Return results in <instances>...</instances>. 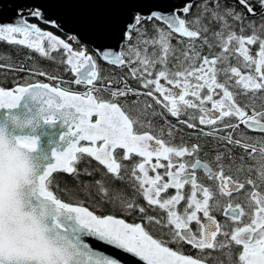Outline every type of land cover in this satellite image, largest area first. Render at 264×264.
<instances>
[{"label": "snow or ice", "instance_id": "snow-or-ice-1", "mask_svg": "<svg viewBox=\"0 0 264 264\" xmlns=\"http://www.w3.org/2000/svg\"><path fill=\"white\" fill-rule=\"evenodd\" d=\"M100 2L124 10L88 21L91 50L79 34L65 40L30 23L62 29L42 5L0 23V43L59 53L70 83L86 89L0 62L6 74L51 81L0 85V264H127L90 240L139 264H264V0ZM97 57L139 88L104 75ZM130 95L189 129L208 127L199 132L223 150L202 159L199 143L177 144L174 126L153 125L151 103L120 102ZM189 110L198 124L180 120ZM62 174L76 185L61 188ZM134 214L140 222L126 219Z\"/></svg>", "mask_w": 264, "mask_h": 264}, {"label": "water", "instance_id": "water-1", "mask_svg": "<svg viewBox=\"0 0 264 264\" xmlns=\"http://www.w3.org/2000/svg\"><path fill=\"white\" fill-rule=\"evenodd\" d=\"M171 2L178 3L179 0H171ZM34 3L42 5L46 18L49 16L59 18L62 24L61 31L72 35L79 34L80 39L92 47H95V44L90 43V41L95 40L96 37L88 21L103 13H118L124 10L119 5L102 3L100 0H0V23L15 22L17 19L16 8L18 6H30ZM106 43L115 47L116 42L107 41ZM56 131L58 133V130ZM89 242L96 247L107 250L104 245L92 240ZM111 250L114 255L122 257L123 253L116 252L114 249ZM129 260L137 264L134 259L129 258Z\"/></svg>", "mask_w": 264, "mask_h": 264}, {"label": "trees", "instance_id": "trees-1", "mask_svg": "<svg viewBox=\"0 0 264 264\" xmlns=\"http://www.w3.org/2000/svg\"><path fill=\"white\" fill-rule=\"evenodd\" d=\"M30 23L38 24L41 28H44L48 31H53L56 35L61 36V38L67 40L70 35L67 33L57 30L55 28H52L49 25H45L43 21L37 20L35 18L29 17ZM73 43V47H77V44L75 41H69ZM89 49L91 50L93 47L88 45ZM207 52V49H205V53ZM56 59L55 60H48L46 58L41 57L38 53H35L27 48H24L22 46H16V45H8L6 43H0V62H8L13 63L17 67L23 65L26 69H35L37 71L43 70L46 72H49L54 75L60 76L64 81L69 82L68 84L62 85L66 87H71L72 89H78L81 88L82 85H75L74 83H70L74 80V75L70 71L65 70V65L61 64L59 61L61 59V55L59 53L53 54ZM10 57V59H8ZM97 61L100 64L101 68L103 69L104 75L108 76V64L100 61L97 57ZM38 79L39 81H48L44 77L35 76L32 78L27 72L20 73H4L0 71V85H3L5 87H12L14 86L15 82H33ZM51 82V81H50ZM54 83V82H53ZM105 98L108 97L107 93H104ZM87 166L89 167V170L91 171L93 168L96 167V162L92 161L90 165H81V167ZM99 175H96L94 177H89L86 175L80 176V181L84 184L91 183L94 179H99ZM65 184L69 187H74L76 185V181L73 180L70 176L67 175H61V182L60 186L61 188L65 187ZM80 199H85L83 195L80 196ZM91 203L92 201H88ZM127 218V217H126Z\"/></svg>", "mask_w": 264, "mask_h": 264}, {"label": "flooded vegetation", "instance_id": "flooded-vegetation-1", "mask_svg": "<svg viewBox=\"0 0 264 264\" xmlns=\"http://www.w3.org/2000/svg\"><path fill=\"white\" fill-rule=\"evenodd\" d=\"M229 3H234V0H228ZM173 43H175L173 41ZM101 61V60H100ZM128 70L127 69H121V68H116L108 64V77L114 80H120L123 78L128 79V83L133 87V88H139V84L137 81L132 80L131 78L128 77ZM113 87H122V85H113ZM143 91V89H141ZM139 99V102L143 104L144 102L151 103L153 106V109L157 113V115H154L151 118L153 125L156 128H167L169 126H174L173 133L174 136L176 137L175 143H180V138H183L184 143L191 145L195 143H199L202 146V152H201V158H205V153H207L208 157L210 158L212 155H214L213 149H219L223 150V147L221 143L215 141L212 137H206L202 135L199 132V128L203 127L205 131H208L209 128L206 126H199L197 129H189L187 128L184 124L179 123L177 118L172 117L170 114H168L163 108H161L159 105H156L151 98H148L146 96H140L137 98L136 96H128L127 98H120L121 103H127L128 105H132L133 101H137ZM210 107V105H209ZM159 113H163V115H159ZM193 110H189V113L187 115H182L180 117V120L184 119H189L190 122H195L198 124V121H193L190 119L191 115H195ZM246 131V130H245ZM225 133H221L223 135ZM249 135H258L256 133H248ZM236 152H239V149L235 150ZM163 172V170H160ZM202 175V172H198V176ZM129 195L132 194V190L129 187L128 188ZM172 190H169V193L171 194ZM139 203L144 204L145 202L142 199H139ZM150 214L153 215H162V213L158 211H153L150 212ZM217 215V219L223 221L224 217L220 213H215ZM129 222H140L139 221V216L138 214H134L133 216H127ZM184 250L189 253V254H196V250L191 249L190 246L185 245Z\"/></svg>", "mask_w": 264, "mask_h": 264}, {"label": "bare ground", "instance_id": "bare-ground-1", "mask_svg": "<svg viewBox=\"0 0 264 264\" xmlns=\"http://www.w3.org/2000/svg\"><path fill=\"white\" fill-rule=\"evenodd\" d=\"M68 35H72V34H68ZM106 251H108V252H111L112 253V250H111V248H107V250ZM122 259H124L125 261H127V263L128 264H134L133 262H131L130 260H129V258H132V259H134L135 260V258H133V257H131V256H128V255H125V254H123L122 255V257H121ZM135 261H137V260H135ZM137 264H139V262L137 261Z\"/></svg>", "mask_w": 264, "mask_h": 264}, {"label": "rangeland", "instance_id": "rangeland-1", "mask_svg": "<svg viewBox=\"0 0 264 264\" xmlns=\"http://www.w3.org/2000/svg\"><path fill=\"white\" fill-rule=\"evenodd\" d=\"M175 42V41H174ZM36 81H39L38 79H36ZM44 82V81H43ZM45 82H48V81H45ZM85 88V86L84 85H82V87L81 88H78V90H81V89H84Z\"/></svg>", "mask_w": 264, "mask_h": 264}, {"label": "built area", "instance_id": "built-area-1", "mask_svg": "<svg viewBox=\"0 0 264 264\" xmlns=\"http://www.w3.org/2000/svg\"><path fill=\"white\" fill-rule=\"evenodd\" d=\"M86 89L84 88V89H81V90H78V91H81V92H83V91H85Z\"/></svg>", "mask_w": 264, "mask_h": 264}]
</instances>
